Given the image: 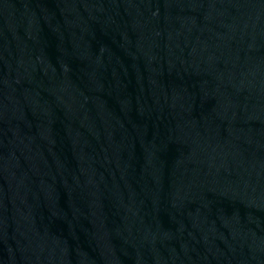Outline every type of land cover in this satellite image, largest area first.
Returning <instances> with one entry per match:
<instances>
[{
	"label": "water",
	"instance_id": "95a60500",
	"mask_svg": "<svg viewBox=\"0 0 264 264\" xmlns=\"http://www.w3.org/2000/svg\"><path fill=\"white\" fill-rule=\"evenodd\" d=\"M0 264H264V0H0Z\"/></svg>",
	"mask_w": 264,
	"mask_h": 264
}]
</instances>
